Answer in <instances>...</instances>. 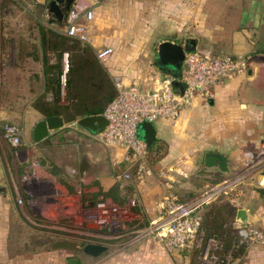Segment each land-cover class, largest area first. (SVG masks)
Wrapping results in <instances>:
<instances>
[{"label": "rangeland", "instance_id": "374dc122", "mask_svg": "<svg viewBox=\"0 0 264 264\" xmlns=\"http://www.w3.org/2000/svg\"><path fill=\"white\" fill-rule=\"evenodd\" d=\"M151 1L158 3L159 0H144L145 4ZM44 2L46 0H0V176H6L0 179V227L9 231L13 246L24 247L29 260L37 256L41 264H67L68 258L77 255L81 264H89L90 260L82 253L55 251L52 243L60 240L81 246L100 243L108 247L102 256L105 259L114 257L122 250L124 242L131 247L151 239L149 206L144 202V190L135 188L137 179L133 170H138L140 161H126L119 145L93 141L76 119H66L65 127L52 131L49 140H43L45 143H32V127L43 116L35 109V103L43 99L51 103L56 100L54 103L60 107L67 105L66 53L58 60L57 52L49 50L47 56L40 45L42 28L60 34L59 27L48 22L47 7L41 5ZM200 2L202 0H182L187 4L186 20L182 19L183 14L163 15L161 12L155 14L154 22V15L144 9L139 14L142 26L138 25V19L134 20L136 16L127 15L124 20L129 22L120 25L119 30L127 38L145 36L151 42L175 38L178 35L174 28L180 25L187 33H193L194 26L200 22ZM113 32H109V36L114 35ZM116 32L117 35L118 30ZM45 58L48 66L60 64L57 93L40 86L43 78L39 72L45 68ZM153 62L151 58V64ZM138 135L143 136L140 126ZM164 150L163 147L157 153L150 152L146 159L144 170H151V181L165 185L170 177L153 170L165 173L171 170L170 180L177 185L183 180L196 181L191 175H195L198 167L195 157L185 169V166L173 165L174 162L170 168V164H157ZM181 169L183 174L178 173ZM114 183L130 186L131 192L122 190L124 196L127 193L128 200L119 204L94 197L99 188L105 189ZM171 188L167 194H178L181 198L177 199L181 201H189L199 193L187 196L174 184ZM10 199L14 200L13 205ZM164 199L153 206L151 216L159 214ZM222 207L230 211L228 204ZM205 213L202 211L203 221ZM126 236L130 238L124 239ZM136 237L139 239L131 244Z\"/></svg>", "mask_w": 264, "mask_h": 264}, {"label": "crops", "instance_id": "0c3cea01", "mask_svg": "<svg viewBox=\"0 0 264 264\" xmlns=\"http://www.w3.org/2000/svg\"><path fill=\"white\" fill-rule=\"evenodd\" d=\"M78 1L94 12L93 19L87 22L89 42L86 44H89L95 52L106 46L113 48L112 55L105 62L99 61L113 81L118 78L125 86L135 84L142 90H149L155 86V80L160 77L168 75L176 80L179 78L183 62L176 70L156 64L158 45L166 41L165 39L157 42H151L145 36L130 39L119 29L120 25L129 22L128 19L124 20L127 15L136 16L134 20L138 19V25L142 26L143 19L139 14L144 9L148 14L154 15V22L155 14L159 15L161 12L163 15L172 12L181 16L183 14L185 16L182 19L186 20L187 4H183L182 0L178 2L159 0L158 3L151 1L149 4H145L144 0ZM198 8L200 22L198 26H194L195 31L187 33L183 30V25H180L174 28L178 36L168 41L186 46V52L197 50L205 55L228 54L247 57L256 53L264 54V0H202ZM109 32H113L114 35L109 36ZM151 58L154 59L153 64ZM39 73L41 74L39 77L43 78L42 72ZM40 86L43 87V81ZM174 87L180 91L175 85ZM152 124L156 130V139L151 146L159 148L150 152L154 154L165 148L157 164L163 166L170 164L168 165L170 167L174 162L173 165L185 166L183 167L185 169L195 157L198 167L195 175L191 174L196 180L192 183L186 180L178 182V185L176 181L171 182V170L167 173L164 170H153L156 174L170 176L165 185L151 181V172L140 180L135 178L137 179L135 188L143 189L145 192L144 202L149 206L147 211L151 221L157 217L155 213L151 216V210L154 212L153 206L166 198L168 190L173 189L171 188L173 184L190 196L217 180L230 176L236 181L234 189L242 193L238 203L232 204L226 195H222L202 211H206L211 205L226 203L230 211H225L227 215L233 216L235 229L241 225L235 222L237 208L245 209L247 214L245 224L264 228V198L257 192V188L264 187V66L249 67L247 71L235 74L219 83L215 86L209 101L195 98L177 119L158 118ZM84 129L88 131L90 139L95 141L92 136L96 133ZM209 151L221 153L227 158L228 174L223 176L198 174L204 153ZM182 172L184 170L181 169L180 172L178 170L179 174H183ZM2 177L6 179L5 174L0 176V179ZM112 185L103 190H107ZM175 196L181 198L178 194ZM10 203L13 205L15 202L10 199ZM9 235V231L0 227V264H41L37 256L29 260L24 247L13 246ZM138 239L139 237L132 240L131 244ZM127 245L129 244L124 242L122 250L108 259L102 254L98 257L83 253L81 255L90 260L89 264H223L220 261L203 260L193 242L186 248L176 249L167 239L154 235L150 240L141 241L131 247ZM74 258H77L81 264V258L77 255ZM226 264H264V246L246 245Z\"/></svg>", "mask_w": 264, "mask_h": 264}, {"label": "built area", "instance_id": "2783aa9c", "mask_svg": "<svg viewBox=\"0 0 264 264\" xmlns=\"http://www.w3.org/2000/svg\"><path fill=\"white\" fill-rule=\"evenodd\" d=\"M93 16L91 8L74 0L58 31L85 44L89 42L87 22ZM112 53L113 48L106 46L96 50V57L100 62H105ZM245 61L246 57L243 56L205 55L193 50L185 53L182 71L177 80L165 75L156 79L155 86L151 89L142 90L135 84L125 86L120 79H114L116 94L101 113L106 118L107 125L92 138L104 145L121 146L124 150L123 157L128 162L139 160L138 170L133 171L135 178H142L151 170H144L149 147L138 135L139 125L144 121L152 123L158 118L175 120L197 97L209 101L216 85L249 69ZM175 81L182 84V92L174 87ZM235 185L236 181L226 176L201 190L189 201L178 200L175 195L169 194L163 200L159 214L150 223L151 235L167 239L176 249L186 248L193 242L203 260L226 264L234 255V247L222 254L218 252L222 249V242L214 236H207L203 227L202 210L222 195H226L232 204H237L242 193L234 189ZM231 192L233 193L230 194ZM236 234L238 244L264 246V228L241 224L237 227Z\"/></svg>", "mask_w": 264, "mask_h": 264}, {"label": "trees", "instance_id": "16d2710c", "mask_svg": "<svg viewBox=\"0 0 264 264\" xmlns=\"http://www.w3.org/2000/svg\"><path fill=\"white\" fill-rule=\"evenodd\" d=\"M40 45L42 52L47 56L49 50H54L57 52L58 60L62 53H66L68 58L65 77L67 105L60 107L54 103L56 100L52 103L43 99L38 100L34 107L43 115L42 117L61 116L63 121L67 122L66 119L78 121L85 116L101 114L115 96L116 87L113 79L97 59L95 50L89 44L44 28L40 32ZM44 62L43 88L57 93L60 64L48 66L47 59ZM158 148L151 146L149 154L150 151H157ZM122 190L128 193L132 191L130 186L121 187L119 183H114L107 190L99 188L94 193V197L101 200L110 199L121 204L124 200H128L127 193L124 196ZM205 217L207 219L203 222V227L207 236H214L222 242V249L218 251L220 254L230 251L232 246L233 253L237 255L244 249V245L238 244L236 229L233 227V216L227 215L222 205H211L206 208ZM127 238L129 239L130 236L124 239Z\"/></svg>", "mask_w": 264, "mask_h": 264}, {"label": "water", "instance_id": "95a60500", "mask_svg": "<svg viewBox=\"0 0 264 264\" xmlns=\"http://www.w3.org/2000/svg\"><path fill=\"white\" fill-rule=\"evenodd\" d=\"M74 0H71V4ZM62 0H52L48 3L47 14L48 22L57 24L62 27L67 12H63L60 6ZM70 4V6H71ZM187 47L173 41H162L157 48V60L156 64H160L162 67L171 68L176 70L183 62ZM246 64L248 67L252 66H264V54H252L246 57ZM180 92L183 91V86L179 82L173 83ZM77 123L91 131L92 133L102 132L106 125L107 120L101 114H93L80 118ZM140 128L143 130L142 139L145 141L147 147H150L156 139V130L152 123L142 122ZM65 127V122L60 116H48L41 118L32 127L31 141L33 144H37L47 139L52 131H57ZM229 173V166L227 158L218 152H205L201 166L198 170L200 175L209 176H223ZM257 192L264 198V187L257 188ZM235 222L239 224H245L247 222V214L245 209L237 208L235 211ZM52 249H65L70 251L83 252L85 255L91 257H98L107 251V246L100 243H87L80 245L79 243L60 240L52 243ZM67 264H79V261L74 258H68Z\"/></svg>", "mask_w": 264, "mask_h": 264}, {"label": "flooded vegetation", "instance_id": "af4514ba", "mask_svg": "<svg viewBox=\"0 0 264 264\" xmlns=\"http://www.w3.org/2000/svg\"><path fill=\"white\" fill-rule=\"evenodd\" d=\"M52 1V0H46V2H44L42 5L43 8L48 6V3ZM70 4H71V0H62V2L60 3V6L62 8L63 12H67L70 8ZM97 204V203H96ZM75 253H83V252H78V251H74ZM84 254V253H83Z\"/></svg>", "mask_w": 264, "mask_h": 264}]
</instances>
